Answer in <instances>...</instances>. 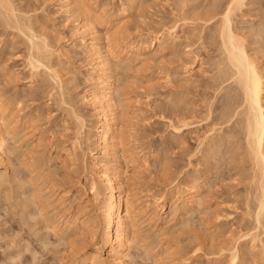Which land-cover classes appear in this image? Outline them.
Returning <instances> with one entry per match:
<instances>
[{"label":"rangeland","instance_id":"obj_1","mask_svg":"<svg viewBox=\"0 0 264 264\" xmlns=\"http://www.w3.org/2000/svg\"><path fill=\"white\" fill-rule=\"evenodd\" d=\"M16 1V6L17 8H19V10H21L22 13L27 16L30 14L29 18H32L31 26L34 24L33 27L38 29L35 31L37 33L41 32V34L44 32L47 40L51 43L52 47L58 49L56 51V58L53 60L58 61L57 63L56 61L54 62L58 65L55 67L58 68L56 69L59 70V73H61L64 80V95L65 93L66 95L63 96H67L66 98L73 101L75 103L74 106L76 105L75 107L79 111L81 110L80 112H83V115L85 114L88 126L91 127V133L93 134L95 132V128L98 124L99 119L93 112V106L91 104H88V102L84 100V95L89 89H92L91 81L87 79L89 77V74L91 73L92 68L91 57L87 52H85L84 48L82 47V42L80 40L81 36L78 34L74 36L75 34L72 32L73 26L75 27V24L79 21L78 18L81 17L78 13L74 12L75 10L72 9L70 12L64 13V11H62L59 7V0ZM92 1L93 6H96L94 8L97 12H99V7L102 5L104 6L105 10H110L109 12H116L122 8L124 2L123 0L122 2L120 0H91V2ZM214 1H216V3L220 2L221 5L223 2H226L225 0H137V3L134 7H129L131 6L129 2L125 5L130 9L127 12V24L125 25L120 36L121 39H125L127 43L131 46H134V48L137 45L136 40L138 39V35L140 33L155 34L158 31L160 32V29H162V27H167L175 24L178 26L177 33L179 34H177L179 36V39L176 44L170 45V43L166 41L160 46H156L154 48L143 51V58L137 59L136 54L134 53H132V55L130 56L125 54L122 55L121 57L123 58V61H120L118 64V67L120 64L121 66L115 72V75L117 76L116 78L118 79L117 82L118 84L120 83V85H118L119 88H122L123 91L125 90L126 92H128L127 94L125 93V96L123 95V97L125 98L126 106L129 108L128 110L130 112V115H132L131 122L134 126L135 131H133L134 137L136 138L135 139L133 137V145L137 147L139 154L141 153V159L138 158V160L141 161L140 163L144 162L145 154L147 152L149 156L147 160L149 164L148 168L144 170L142 169L143 172L141 177L142 179L140 180L141 183L140 181L137 182V180L133 179L129 181V185L127 184L128 186H131L130 188L132 190H130V193L132 192L131 195L136 196V199L140 198L139 200L143 201L142 205L144 203L143 199L145 198V201H147L150 197H156L160 196V194H165L166 199H168L169 206L170 201L176 200V197H174V194L172 193L174 188L177 185H179V187H182L184 185V180L187 178V174H190V172L193 173L196 171V169L199 168L198 170L201 172V175H203L202 177L205 180V184H209V187L205 185L206 190L204 189V193H207V191L209 190L208 193L212 194L209 195L207 193L208 196L205 195L207 201H205V203L200 206L201 209L203 208L206 210H204V212L202 210V213H198L201 211V209H194L193 213L189 214V217H187V215L186 217L183 216L182 218V216L180 215V211H177L172 215L169 212L163 213L161 216L164 215V220L161 218V223L159 222L155 224L152 221H148V217L144 213L142 215L140 214L141 217L139 219L140 221L138 227L140 233L138 232L139 235L137 234L139 236L138 239L140 241L143 237L147 238H143L142 240L144 241L141 240L138 243L137 239L133 240L134 238L131 237V241L133 240V242H136H130L132 247L130 248L129 255L131 254L132 256L130 255L129 257L131 258H126V264H174V262H176V259L184 258L185 255L188 262H181L183 264H232L229 259V256L231 257V255H229V251L223 252L221 255L220 253L216 254V252L212 253V251L208 249V245L200 246L197 242L199 241L201 243L206 236L205 234L208 233L209 234L205 237V239L208 240H204V242L206 241L205 243H208V241H212L214 243H218L217 241L222 242L223 240L225 241V239L228 238L231 234L237 233L239 231V227L237 226V224L235 226V223H237V220H239V218L241 219L243 216L245 199L249 197L247 194H250V196H252L251 192H247V190L249 191L250 189V186H247L251 183V178H249L247 174L248 172L249 174H251V170L249 166L248 168H245V165L247 164L244 163L246 162L243 163L244 166L242 163H238V161L240 160L239 158H241V151L239 152V150L241 149H235L236 151L234 152V149H230V151L239 155L235 157L236 154H233L234 157L239 160L233 159V155L230 151H228V153L230 152V155H232V157L228 154L227 155L228 157L230 156V159L232 158L233 161L228 159L227 155L225 156L226 159H223V156H221L222 154L224 155L229 145L227 146V149H222L225 150L224 152L222 151L223 153H219L222 159L225 160H222V162L221 160H219L221 158H217L218 160H216V158L214 159V157H208L205 159L203 154L205 152L203 150L197 149V151L200 150L199 152L195 150L194 146L197 147L199 143L197 139L202 138V136L205 135L203 133L207 132V129L205 128L214 127V124H211L214 121L213 119L210 118V121L208 120V127H206L205 124V126L202 124L197 130H187V132H183L181 137H178L175 133L172 132V129L166 122L167 119L164 118L167 108L177 107L178 105L181 106L183 103H185V106H192V104H188L190 102L192 103V101L193 104L197 105V103L201 100L203 101L204 98V100H208L207 98H209V96V102L207 103H210V101L212 100L211 96L212 98H214L216 94L215 89L217 90V88H213V85L215 84V79L213 78V76L215 75H212V71H214L213 74L216 73L214 58L217 60V57L215 56L219 54L217 52V46L219 42H217V40H219V38L216 37L217 34L215 31L217 28L215 29L213 24H216V21L218 22L219 14L216 15V18L211 21V23L207 22L208 24H205L206 22H203V19L206 18L203 16V13H207H205V11H208L211 8ZM18 2L19 5H17ZM246 2L248 4L246 3L243 9L238 11L237 16H235L234 24L238 26L240 32H244L243 35L246 36V42L250 52L252 51V54L256 53L255 56L259 57L260 55L258 53H261L263 51V54L261 53L262 56H260L261 58L259 57L262 60L259 59V61L260 63H262V68H264V38H261L262 35H264V32H262L261 35L259 34L258 37H255L257 35H253L254 32L258 31L257 29L260 27L256 24H260L262 19H264V17H261V15L263 16L262 10L264 9L262 8L264 7V0L262 2H260V0H246ZM207 8L209 9L206 10ZM24 10H26V12L28 11V13L24 12ZM201 16L202 18H204L199 19L201 18ZM202 23L205 24L206 27H208V25H213L211 27H214L213 29L215 31L211 29L210 26V28H203L204 25ZM100 26L101 25H98V27ZM253 26L256 28H253ZM102 28H104V26H101L98 29H100L101 32L103 31L104 33L105 30H102ZM252 28L254 29V31L252 30ZM13 30L12 28L5 29L0 26V89H2L0 90V95L3 96L6 101L8 100V103L10 102L12 106L16 107L17 105H20V107L18 108H23L22 112L23 116L25 115L24 119H29L30 122L28 121L25 124H20L18 130L19 133L17 136L20 140L17 138L18 141L15 143L16 146L19 147H17V151L20 153H17V158L15 156L13 157V166H9L4 170V172L7 173L6 176H8L9 179L6 176L4 177L5 174L3 175V177L8 181L5 182L4 179H2V181L4 182L3 183L0 180V182H2V184H0V264H74L75 262H73L72 259L65 257V255L68 254L69 250V248L67 247V241H65L66 243L63 244L64 240L61 241L62 239H58L59 237L50 230L49 232L51 233L47 232L48 230L45 228V224H43L45 223V221L42 220L43 222H41L40 219H43L40 217L41 215H39V217L37 215L36 217V214H34V212L36 210L35 213L40 214V212H38V210L40 211V209L38 208H42L43 206H45L44 204L47 203L48 207L51 206L50 209L46 207V209L50 211L49 215H51L52 217L54 215L53 218H55V220H58V222H60L62 226L66 225L65 222L60 221V219L57 218L60 215L55 214L60 211V205L62 204L71 201L72 205L74 206H76L77 204H83L87 207V210L89 212H94L95 209L93 208H95V203L93 200L91 201L92 197L90 192V179L92 177L91 174L94 173V170H92L93 168L90 166L91 157L90 155H88L89 151H86V161L84 162L86 164H84L86 168H84L85 170H82V172L75 173V171H72L70 169L72 168V166L70 167L69 165V160L71 159L66 158V154L68 152V148H70L73 144V137H71V135H73V129L76 128L75 119H73L71 115L69 116V113L63 110V107L57 104L60 101V94L57 92L58 87L54 78L50 77L52 76L50 72L47 69H43V67H41L40 71L33 73V70L28 63V59L30 58L29 54L31 53L29 51L30 48L28 47L29 40L25 38L24 33L22 34L21 32V34H19V31ZM254 37L255 40L258 41H256L257 43L255 42V40H253ZM213 38L215 39L213 40ZM261 40L263 42H261ZM253 41L256 44L260 42V47H262L261 49L259 47L258 48L261 51L256 47L258 45H256ZM101 43L103 44V40ZM256 48L257 50H259V52L256 51ZM194 52L199 55V61L195 63V65L193 66V70L184 73L182 67L180 66V62L186 60V58H189L188 60H192V56H195ZM128 58L131 60H127ZM213 65L215 67H213ZM44 72H46V74ZM47 73H49L50 75ZM1 91L4 93H2ZM51 91L55 95L56 93L57 95L59 94V96H50ZM55 91L56 93H54ZM203 93H205L208 97H206L205 94L203 95ZM186 95H188V97ZM180 101H182L183 103H180ZM202 101L198 103V107L201 106L200 103H202ZM217 101L218 99L214 101L212 100L211 102L217 103ZM220 101L217 104H219ZM215 103H213V107ZM221 105L222 104L220 103V106ZM204 108L202 107L201 110H203ZM217 126L215 127L217 128ZM211 128H208V130ZM216 132L217 131H215L214 133L208 132L206 134L210 133V135H215ZM61 134H65L66 136H61ZM67 134L69 137L67 136ZM199 134L203 135L200 136ZM178 140H180V142ZM180 144H184L183 148H188L183 149ZM92 146L94 147L95 145L92 144ZM188 149L190 151L192 150V152H190ZM141 150L144 151L142 152ZM37 152H40V154H38ZM183 152L185 153L186 157L184 156V154L182 155ZM194 152L196 154L190 156V154ZM32 153H34L35 155H33ZM41 154L42 156H40ZM31 155L33 156L31 157ZM36 155L39 156L37 157ZM191 157H193L194 159ZM33 158L36 160L35 164L39 166H35L34 164L35 168H38L34 170L35 174L33 172H30L31 167L33 166L30 164L34 162ZM187 158L191 160L189 161ZM207 159L209 162H206ZM200 160H202V162ZM215 160L218 164L215 162ZM228 160H230L231 162H235L236 160L238 164L237 166H239L240 164V169L235 166L236 162L235 164L233 163V166L231 164L229 165ZM242 160L243 159H241V161ZM190 162L194 163L190 164ZM123 163L124 164L122 165L124 167V170H127V175L133 174V168H135V165L133 166V164H131L130 162L128 163L123 161ZM136 163H138V161H136L134 164ZM227 164L228 166H226ZM188 165L189 169L187 168ZM204 168L205 170H203ZM216 168L219 171L215 170ZM232 169L234 172H244L243 174L247 176L245 177L244 175L242 176L240 174L241 176L239 177V174L232 172ZM190 170H192L193 172ZM187 171L188 173H186ZM199 171L198 173H200ZM204 171L207 173H205ZM167 172L170 174H168ZM195 173H197V171ZM39 175L43 176L41 177ZM228 176L231 178H229ZM24 177L27 179H25ZM31 177H35V181L38 182L39 185L41 184L40 187L44 190V193L39 192V195L41 194L40 196L37 195L38 193L36 192L35 196L37 195L39 198L35 197L36 199H33V201L31 200V198H34L32 193L33 191H35V186H31L30 183H27L28 179H30ZM238 178H241L240 181ZM245 178H247L246 181L249 179L250 183H247L244 180ZM242 179L244 185L246 182L245 187H247V189L243 187L244 185L242 186ZM54 181L61 182L62 188L57 192H64L65 190H68V192L64 194L65 199L63 198L67 201L62 204H60L56 200V198L60 197V194L57 195V192H55L52 195L53 192H51L48 188V186L54 183ZM235 182L238 184H236ZM24 183L26 185H23ZM210 187L213 188H211L210 190ZM29 188H31V190H29ZM78 189L82 190V194L78 191ZM229 189L231 190L229 191ZM237 189L240 190V192ZM245 190L246 192H244ZM23 194H25L26 196ZM24 196V199L26 201L27 199L29 202L31 200L30 203L27 202L29 206L25 203L26 201L24 202ZM41 199H43L44 201ZM32 202L34 203V205H38L36 207L30 205ZM50 202L52 203V205ZM176 202L178 203L180 202V200H176ZM207 202L209 205L207 204ZM42 203L44 204L42 205ZM233 205H235L236 207H234ZM31 206L32 208H30ZM27 208H30V210H28ZM208 213L210 214V216ZM32 215H34V217ZM213 216H217L216 218H218L219 221L216 220V218L214 219ZM210 218H213L214 221ZM190 219L194 221H192L193 224ZM182 221L184 222L182 223ZM186 221H189V226H187L188 224H186ZM199 222H203L201 224L203 226H201ZM206 222L208 224H206ZM214 222L217 225L214 224ZM184 229L186 230L187 234L185 233ZM232 230L234 231V233ZM203 233L205 236L203 235ZM214 233L216 236L214 235ZM211 234L214 237L209 236ZM262 237L264 238V234H262ZM58 240L61 242L60 244ZM167 241L170 245H175L174 247L177 246V249L174 248V250L176 249V256L175 254L168 253V251L164 250L165 247L163 246V243ZM137 243L139 244V246L137 245ZM135 244L139 248H137ZM197 247H200V249L198 250ZM152 249L154 250L151 251ZM146 250L147 255L145 253ZM193 250L195 251L193 252ZM255 252L257 253V250ZM241 254L242 253L239 254L240 257L238 256V259L236 260L237 262L235 264H241L240 262L244 264H255V262H258V264L262 263L261 260H259L261 262L259 263V261L257 260L259 258L254 257L252 254L246 253V256L249 255L248 257H245L244 253L243 256ZM57 257L59 258L57 259ZM60 257L62 260H60ZM65 258L67 260H64ZM251 258L253 260H251ZM248 259L251 260L252 263H249Z\"/></svg>","mask_w":264,"mask_h":264},{"label":"bare ground","instance_id":"obj_2","mask_svg":"<svg viewBox=\"0 0 264 264\" xmlns=\"http://www.w3.org/2000/svg\"><path fill=\"white\" fill-rule=\"evenodd\" d=\"M120 1L122 2V0H120ZM123 1L124 2H123L122 8L116 12L115 11L109 12L110 10H105L103 5L99 7L100 10H99V12H97V11H95V8H94L96 6H93V4H92L93 1L91 2V0H59V3H58L60 5L59 6L60 9L62 11H64V13H68L72 9V10H75L74 12L78 13L79 16L81 17V18H78L79 21L75 24V27L73 26L72 32L75 34L74 36H76L77 34L81 36L80 40L82 42V47L84 48L85 52H87L88 55L91 57L92 68H91V73L89 74V77L87 79L89 81H91L92 89H89L87 91V93L84 95V100L86 102H88V104H91L93 106V109H94L93 112L95 113V115L99 119L98 124L95 128V132L92 134L91 133L92 129H91V127L88 126L87 118L85 117V114L83 115L82 114L83 112H80L81 110L79 111L75 107L76 105L74 106L75 103L73 101L69 100L68 98H66L67 96L64 97L66 95V93L64 95V91H65L64 90V80L62 78L61 73H59V70H57L58 68L55 67V66H58L57 64L54 63L56 60L55 61L53 60L56 58V51L58 49L52 47L51 43L47 40L44 32L41 34L40 29H39L40 33H37L35 31L38 29L33 27L34 24L31 26V19L32 18L31 19L29 18L30 14L27 16L24 13H22L21 10H19V8H17V6H16V2H17L16 0H0V26H2L5 29L12 28V30L14 29L15 31H19V34H21V32H22V34L24 33L25 38L29 40L28 41L29 42L28 47L30 48L29 51L31 53L29 52L30 58L29 59L27 58V59H28L29 65L31 66V69L33 70V73L40 71L41 67H43V69H47L50 72V74L52 75L50 77L54 78V80L57 84V87H58V91L57 90L56 91L60 94V96H59V94L57 95L56 91L54 92V93H56L57 96L60 97V99H59L60 101L57 104H59L61 107H63L64 108L63 110L68 112L69 113L68 115L69 116L71 115L72 118L75 119L76 128L74 127L75 129H73V133H72L73 135H71V137H73V139H72L73 144L70 148H68V152L66 154V156H67L66 158L71 159V160H69L70 161L69 165H70V167L72 166L73 169L72 168H70V169L72 171H75V173L76 172H78V173L82 172V170H85L84 168H86L85 167L86 164L84 163L86 161L85 160V157L87 154L86 151H89L88 155H90V157H91V165L90 166L93 169L92 168H90V169L94 170V173L91 174L92 177L90 179V192H91V197H92L91 201L93 200L95 203V208H93V209H95L94 212H92V213L89 212L87 210V207L83 204H81V205L77 204L76 206H74V205H72L71 201H69L68 203L62 204L65 201H67V200H64L65 199L64 194L67 193L68 190H65L64 192H62V191L57 192L59 189L62 188L60 181L59 182L54 181V183L49 185L48 188L50 189L51 192H53L52 195L55 192H57V195L60 194V197L56 198V200L62 205H60V207H61L60 211L57 212V210H56L57 213H55V214L60 215L57 218H59L60 221L65 222L66 225L62 226V224H60V222H58V220H55V218H53L54 215H53V217L51 215H49L50 211H48L46 209V207H48L47 203L46 204L42 203V205L44 204L45 206H43L42 208H38V209H40V211L37 209L38 212H40V214L35 213L36 210L34 212V214H36V217H37V215H38V217H39V215H41L40 217L43 218V219H40L41 222H43L42 220L45 221V223H43V224H45V226H46L45 228L48 230L47 232H49V230L52 231L56 236L59 237L58 239H62L61 241L64 240L63 244L66 243L65 241H67V243H68L67 247L69 248V250H68V254L65 255V257L72 259L73 262H75V263H81V264H126L125 263L126 258L127 257L131 258V257H129L131 255V254L129 255V251H130V248L132 247L130 242H133V240L137 239L138 240L137 242L139 243L143 238H147V237H143V238H141L140 241L138 239V237H139L138 236L139 235L138 234V232H139L138 227H139V221H140L139 219L141 217L140 214L142 215L144 213L148 217V221H152L155 224L159 223L161 218L163 219L164 215L161 216L163 213L169 212L172 215L173 213L180 211V213H181L180 215L182 216V218H183V216L186 217L187 215H188L187 217H189V214L193 213L194 209H196V210H198L199 208L201 209L200 206L203 203H205V201H207L205 195L208 196V194H209L208 193L209 190L207 191L208 194L206 192H205L206 194L204 193L205 185H207V183L205 184V180L202 177L203 175H201V172L198 170L199 168L196 169L197 173H195L196 171L194 169L195 172L190 170L193 173L190 172V174H187V176L185 175L187 178L185 177L186 179L185 180L183 179L184 185L182 187H179V185L176 184L177 186L174 188L172 193L174 194V197H176V200H180V202H178V203L176 202V200H172V201H170V204L168 206V199H166L165 194H160V196L150 197V198L148 197L149 199L147 201H145L146 198L145 199L142 198L144 200V203L142 205L143 201L142 200L140 201L139 200L140 198L136 199L135 198L136 196L133 195L134 196L133 197L131 195L132 192L130 193V190H132V189L130 188L131 186H128L130 184L129 181L134 179V180H137V182H139L142 179L141 177H142L143 170L147 169L149 166V164L147 162L149 156H148V152H147L145 154V161L144 162L140 163L141 161L138 160V158H140V156H141L140 155L141 153L139 154L137 147L133 145L134 144L133 140L135 138L134 137V131L135 130H134V126L131 122L132 121L131 120L132 115H130V112L128 110L129 108L126 106L125 98L123 97V95L125 96V93L127 94L128 92H126L125 90L123 91L122 88H119L118 85H120V83L118 84V82H117L118 79L116 78L117 76L115 75V72L121 66V64H120L118 67V64L120 61H123V58L121 57L122 55L125 54V55L130 56V55H132V53H134V54H136L137 59L143 58V51L154 48L156 46H160L161 44H163L166 41H168L170 43V45L176 44V42H178V39H179L178 38L179 34L177 33V27L178 26L175 24H173L171 26H167V27H162V29H160V32L158 31L155 34H153V33H140L138 35V39L136 40L137 45L134 48V46H131L130 44H128L125 39H121L120 34L123 31L125 25L127 24V21H128V18H127L128 13L127 12L130 9L129 7H134L137 3V0H123ZM225 1H226L225 3L223 2L224 4L221 1L222 5L220 4L219 1H218L219 3H216V1H214L211 8L206 9V10L209 9L208 11H205V13L206 12L207 13L206 14L203 13V16L206 18L203 17L204 18L203 19L202 16H201V18H199V19H203L204 20L203 22H206L205 24H208V23H211V21H213L216 18V15L219 14L218 22L216 20H215L216 24L214 23L215 21L213 22L215 29L217 28L216 31L213 29L214 27H211L213 25H211V26L208 25V27H206L205 24H203V23L202 24L204 25L203 28L204 27H206V28L211 27V29H213L216 32V34H217L216 37L219 38V40H217V42L219 41L218 46H217L218 47L217 52L219 54L215 56V57H217V60L214 58V62L216 63V64L214 63V65L216 66V69H215L216 73L213 74L214 71H212L213 72L212 75H215V76H213V78L215 79V81H214L215 84L213 85V88L216 87L217 90L215 89L216 94H215L214 98H212V96H211V99L213 101L218 99L217 103L221 99L220 103L222 105L220 106V103L217 104L215 102H211L212 100L210 101V103H207V102H209L208 100H209L210 96H209V98H207L208 100H204L205 98L203 99V101L201 100L202 103H200V105L203 108L207 107V108H204L203 110H201V108H202L201 106L198 107V105H199L198 103L201 101H199L197 103V105L193 104V101H192V103L191 102L188 103V104H192V106L187 105L189 107L185 106L184 105L185 103L180 101V103L181 102L183 103L181 105L182 107L180 105H178L180 107L179 108L176 105L177 107L167 108L164 118L167 119L166 122H167L168 126L172 129V132L175 133L178 137H181L183 132H185V131L187 132V130H190V129L193 131L197 130L199 128V126L202 124L203 125L205 124L206 127H208L209 126L208 120L210 121V118L213 119L214 120L213 123H211V122L210 123L214 124V127H212V128L208 127V128H211L209 130H208V128H205V129H207L206 133H208V132L214 133L215 131H217L215 133V135H213V134L210 135V133L209 134L203 133L205 135L202 134L203 135L202 136L199 134L200 136H202V138L197 139L199 141V143L196 142V143H198V146L197 147L194 146L196 151H197V149H200V150H203L205 152V153H203L205 159L208 157H214V159L216 158V160L221 158L219 160H221V162H222L223 159H226L225 156L227 154L230 155V152L232 155L236 154L235 157H237L238 154L233 153V152L238 150V149H241V150H239V152L241 151L240 152L241 158H239L240 160L235 158L234 155H233V157H232V155H230V156L233 159H237L239 161H241V159H243L241 162L238 161V163L243 164L244 162H246V163H244V164H247V165H245L246 166L245 168H248V166H249V168L251 170V174H249V172H248L247 175L249 178H251V183L249 182V179L246 181V179L248 177L245 178L244 180L247 183L251 184V185L247 184L248 185L247 187L250 186L249 187L250 189H249V191L247 190V192H249V193L251 192L252 196H250V194H247L249 197H247V199H245L244 213L241 212V213H243V216L241 215L242 216L241 219L238 217L239 220H237V223H235V226L237 224V226L239 227V229H238L239 231L237 233H234V231L232 230L234 234L230 233L231 235L229 237L227 236L229 234H227L226 236L228 238H226L225 241L222 239L223 240L222 242L217 241L218 243H214L212 241H210V242L208 241V243H205L206 241L204 242V240H208V239H205V237L209 233L205 234L206 235L205 236L204 235L205 232H204L203 233V235L205 236V237L203 236L204 240L202 241L203 238L200 236L202 238L201 239L202 242L200 243L197 240L198 241L197 243H199L200 246L201 245L202 246L208 245L209 248L208 247L207 248L210 251H212V253L216 252V254L220 253V255H221L223 252L229 251L230 252L229 255H231V257L229 256V259H230V262H232V264H235L237 262L236 260L238 259V256L240 253H242L241 254L242 256L245 254V257H248L249 255L246 256V253L252 254L253 252H255L257 250V253L255 252L252 255L254 257L259 258V259H257L258 261L261 260L262 263L260 261H259V263L264 264V238L262 237V234H264V70H263L264 68H262V63H260V61H259V59L261 58L260 56H262L261 53L263 54V51L261 53H258L260 55L259 56L260 58L258 56H255L256 53L252 54L251 53L252 51L250 52V50L248 48L246 38H245L246 36L243 35L244 32L243 33L240 32L238 26H236V24H234L235 16H237L238 11L242 10L243 7L246 5V3H247L246 0H225ZM262 1L260 0V2H262ZM128 2L130 3L131 6L128 5L129 7H126L125 5H126V3L128 4ZM17 5H19V2L17 3ZM262 9H264V7ZM260 10H261V8H260ZM262 11L261 12H262L263 16L261 15V17H264V10H262ZM24 12H26V10H24ZM26 13H28V11ZM220 14H221V16H220ZM35 20H36V18H35ZM98 25L104 26V28H102V30L103 29L105 30L104 33H103V31L101 32V30L98 29L101 27V26L98 27ZM256 25L260 26L259 28L257 27L258 28L257 30L259 32L255 31L253 35H257L255 37H258L259 34L261 35L262 32H264V19H262L260 24H256ZM253 28H256V27L253 26ZM253 28H252V30L254 31ZM110 30H112V31H110ZM16 34H18V33H16ZM80 36H78V37H80ZM248 37H249V35H248ZM255 37L253 40H255ZM215 38H213V40ZM261 38H264V35H262ZM77 39H79V38H77ZM101 39L103 40V44L101 43L102 42ZM256 41L257 40H255V42ZM26 42H27V40H26ZM261 42H263V41L261 40ZM259 43L256 44V45H258L256 47L257 48L259 47L261 49L262 46L260 47ZM29 44H30V46H29ZM129 46H131V47H129ZM257 48H256V51L259 52L260 49L258 48L259 50H257ZM194 55H195L194 57L193 56H192V58L190 57L192 60H188L189 58H186V60H183L180 62V64H181L180 66L182 67L184 73H187V72H190L191 70H193V66L195 65L196 62L199 61V55H197L196 53ZM127 60H131V59L128 58ZM260 60H262V59H260ZM57 62L58 61H56V63ZM214 65H213V67H215ZM212 70H214V69H212ZM46 72H44V73L46 74ZM47 74H49V73H47ZM212 83H211V85H212ZM213 88H212V90H213ZM0 90H2V89H0ZM186 91H188V90H186ZM213 92H214V90H213ZM2 93H4V92H2ZM204 94L205 93H203V95ZM54 95L55 94H53L51 91L50 96L54 97ZM56 95H55V97H57ZM186 96L188 97V95H186ZM205 96H206V94H205ZM205 96H203V97H205ZM62 97H64V98H62ZM206 97H208V96H206ZM57 100H58V98H57ZM213 103H215L214 107H213ZM183 106H185V107H183ZM18 107H20V105H17L16 107H14V106H12V104H10V102L8 103V100L6 101L4 99V97L0 95V175L2 176V177L0 176L1 181H2V179H4V177L7 174L6 172H4V170L6 168H8L9 166H13L12 165V163L14 162L13 157L14 156L16 157L17 153L18 154L20 153L17 151L19 147L16 146V144H15L18 141L17 138L19 139V137H17L18 133H19L18 132L19 126L21 123L25 124L26 122L29 121V119L28 120L24 119L25 115L23 116V112H22L23 108L20 109ZM131 113H132V111H131ZM26 117H27V115H26ZM215 126H217V128ZM32 128H30V129H32ZM65 129H67V128H65ZM196 133H197V131H196ZM62 135H65V134H61V136ZM196 135H198V134H196ZM67 136H68V134H67ZM196 138H198V137H196ZM178 141L180 142V140H178ZM10 142H11V144H10ZM183 143H184V140H183ZM92 144H94L95 146L93 147ZM183 145H181L182 148H183ZM228 145H229V147L227 149ZM187 148L185 147L183 149H187ZM224 148L227 149L226 150L227 153L225 150H222ZM230 149H234L233 152L230 151ZM199 151H197V152H199ZM222 151L223 152L225 151V153H226V154L224 153V155L223 154L221 155V156H223V159L219 155V153H223ZM228 151H230V152L228 153ZM190 152H192V150ZM37 153L40 154V152H37ZM22 154H25V153H22ZM32 154L35 155L34 153H32ZM183 154L185 156L184 152L182 153V155ZM193 154H196V153L194 152V153L190 154V156H193ZM33 155H31V157ZM228 155H227V158L230 159V156L228 157ZM40 156H42V154ZM188 158H190V157H188ZM191 158H193V157H191ZM232 158L230 159L231 161H233ZM188 160L190 161L191 159H188ZM216 160H215V162H216ZM230 160H228V164L229 165L231 164L233 166L235 164L236 160H235V162H231ZM35 161L36 160L34 159V162H32L30 164V165H33L32 166L33 169L31 167V170H30L31 173L32 172L34 173V170L38 169V168H35V166H38L35 164ZM123 161L128 162V163L130 162L131 164H133V166L135 165L134 166L135 168H133L134 169L133 174L127 175V170H124V167L122 165V164H124ZM136 161H138V163L134 164ZM200 161L202 162V160H200ZM223 161H225V160H223ZM206 162H209L208 159ZM226 162H224V163H226ZM229 162H231V163H229ZM192 163H194V162H192ZM192 163L190 162V164H192ZM34 164H35V166H34ZM228 164L226 166H228ZM244 164H243V166H244ZM125 165H126V163H125ZM237 165L238 164L236 162L235 166L237 168H239L240 164H239V166H237ZM220 166H221V164H220ZM215 167H217V166H215ZM222 167H224V166H222ZM25 168H26V166H25ZM187 168L189 169V165ZM236 169H235V171H236ZM23 170H24V168H23ZM203 170H205V168ZM215 170H217V168ZM198 171L200 173H198ZM217 171H219V170H217ZM232 172H234L233 169H232ZM238 172H234V173H238ZM186 173H188V171ZM205 173H207V172H205ZM243 173H238L239 174L238 176L239 177L241 175L243 176L244 175ZM48 174H50V173H48ZM168 174H170V173H168ZM218 174H219V172H218ZM3 175H4V177H3ZM233 175H235V174H233ZM39 176H41V175H39ZM49 176H51V175H49ZM6 177H8V176H6ZM74 177H75V175H74ZM34 178L35 177H33V178L31 177L27 181V183H30L31 186L32 185L35 186V188H34L35 191H33V193H32L34 198L30 197L32 201H33V199L39 198L37 196V195H39V192L44 193V190L40 187L41 184L39 185V183L36 182ZM201 178H203V179H201ZM229 178H231V177H229ZM5 179H4L5 182L8 181ZM8 179H9V177H8ZM25 179H27V178H25ZM238 179L240 181L241 178H238ZM242 181H243V179L241 180V182ZM2 182H0V184H2ZM246 182H245V185H246ZM25 183L23 185H26ZM140 183H141V181H140ZM242 183L241 184L243 186L244 182H242ZM236 184H238V183H236ZM181 185H182V183H181ZM245 185L243 187H245ZM20 187H21V185H20ZM247 187H245V188L247 189ZM31 188H33V187H31ZM31 188H29V190H31ZM211 188H213V187H210V190H211ZM233 188H235V187H233ZM231 189H229V191ZM78 191L82 194V190L78 189ZM238 191L240 192V190H238ZM36 192L38 194L35 196ZM244 192H246V190ZM235 194H236V192H235ZM23 195H25V194H23ZM209 195H212V194H209ZM25 196L23 197L24 202L26 201L24 199ZM232 196H233V194H232ZM41 197H44V196H41ZM43 199H41V200H43ZM31 200H30V202H31ZM45 200H48V199H45ZM24 202H23V204H24ZM27 202H29L28 199L25 202L28 205ZM34 203H35V201H34ZM34 203L32 202L30 205L36 207L38 204L34 205ZM84 203H86V202H84ZM40 204H41V202H40ZM207 204H208V202H207ZM51 205H52V203H51ZM32 206L30 208H32ZM220 206H222V205H220ZM233 206L236 207L235 205H233ZM50 207H48V208L50 209ZM30 208L29 209L27 208V209L30 210ZM55 208H56V206H55ZM167 208H168V211H167ZM211 208H213V207H211ZM241 208H243V207H241ZM202 210L204 212V210H206V209L202 208L200 212H198V211L197 212L202 213ZM208 210H209V208H208ZM220 211H222V210H220ZM32 216L34 217V215H32ZM191 216H190V218H191ZM209 216H210V214H209ZM197 217H199V216H197ZM216 217L217 216H215L214 219ZM218 217H220V216H218ZM204 218H207V217H204ZM208 219H209V217H208ZM210 219H212L214 221L213 218H210ZM216 220L219 221L218 218H216ZM184 221H182V223ZM192 221L193 220H191V222ZM193 222H192V224H193ZM202 223H200V225ZM186 224H188L187 226H189V224H190L189 221H186ZM206 224H208V223L206 222ZM214 224H216V223L214 222ZM201 226H203V225H201ZM207 226H205V227H207ZM204 231H205V229H204ZM49 233H51V232H49ZM185 233H186V230H185ZM219 233H220V231H219ZM212 234L209 236L214 237ZM224 234H225V232H224ZM214 235H215V233H214ZM145 236H147V235H145ZM131 237L134 238L132 241H131V239H132ZM218 240H220V239H218ZM142 241H144V240H142ZM134 242H136V241H134ZM60 243L61 242L59 241V244ZM138 243H137V245L139 246ZM137 245L135 244V246L137 248H139ZM169 245L170 244L168 241L164 242L163 243V246L165 247V248L163 247L164 250L168 251V253L175 254L177 246L174 247L175 245L174 246H172V245L169 246ZM174 248H176V249L174 250ZM184 248H186V247H184ZM140 249H142V248H140ZM197 249L199 250L200 247H197ZM153 250L154 249H152L151 251H153ZM194 251L195 250H193V252ZM146 252H147V250L145 251V253ZM65 253H66V251H65ZM256 254H257V256H256ZM146 255H147V253H146ZM252 255H251V257H252ZM175 256H176V254H175ZM185 256H184V258L178 257L179 259H176L175 261L178 264H183V263H181L183 261L188 262L187 257H185ZM58 258L59 257H57V259ZM66 258L64 260H67ZM60 260H62L61 257H60ZM251 260H253V259L251 258ZM251 260H249V263L251 262ZM255 260H254V262H255ZM176 262H174V264H177ZM240 263L244 264L242 262H240ZM255 264H258V262L257 263L255 262Z\"/></svg>","mask_w":264,"mask_h":264}]
</instances>
